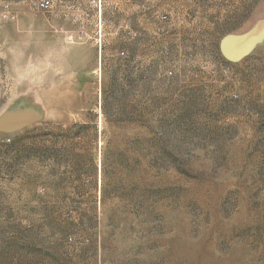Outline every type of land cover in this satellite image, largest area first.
<instances>
[{
    "label": "rangeland",
    "instance_id": "1",
    "mask_svg": "<svg viewBox=\"0 0 264 264\" xmlns=\"http://www.w3.org/2000/svg\"><path fill=\"white\" fill-rule=\"evenodd\" d=\"M0 264H264V0H0Z\"/></svg>",
    "mask_w": 264,
    "mask_h": 264
},
{
    "label": "built area",
    "instance_id": "2",
    "mask_svg": "<svg viewBox=\"0 0 264 264\" xmlns=\"http://www.w3.org/2000/svg\"><path fill=\"white\" fill-rule=\"evenodd\" d=\"M167 16H163V18L165 19Z\"/></svg>",
    "mask_w": 264,
    "mask_h": 264
}]
</instances>
